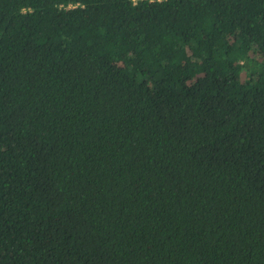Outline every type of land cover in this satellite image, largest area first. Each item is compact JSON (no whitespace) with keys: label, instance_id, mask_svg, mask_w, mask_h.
I'll use <instances>...</instances> for the list:
<instances>
[{"label":"trees","instance_id":"trees-1","mask_svg":"<svg viewBox=\"0 0 264 264\" xmlns=\"http://www.w3.org/2000/svg\"><path fill=\"white\" fill-rule=\"evenodd\" d=\"M0 264H264V0H0Z\"/></svg>","mask_w":264,"mask_h":264}]
</instances>
